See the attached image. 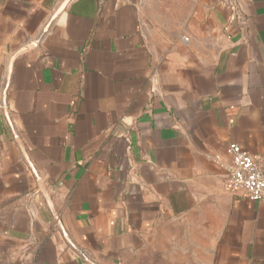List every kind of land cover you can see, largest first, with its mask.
I'll list each match as a JSON object with an SVG mask.
<instances>
[{
    "label": "crops",
    "instance_id": "crops-1",
    "mask_svg": "<svg viewBox=\"0 0 264 264\" xmlns=\"http://www.w3.org/2000/svg\"><path fill=\"white\" fill-rule=\"evenodd\" d=\"M173 2L0 0V264H264L212 159L264 155V0Z\"/></svg>",
    "mask_w": 264,
    "mask_h": 264
},
{
    "label": "built area",
    "instance_id": "built-area-1",
    "mask_svg": "<svg viewBox=\"0 0 264 264\" xmlns=\"http://www.w3.org/2000/svg\"><path fill=\"white\" fill-rule=\"evenodd\" d=\"M226 159L216 155L212 159L225 169L228 190L243 198L264 203V155H255L232 143L225 151Z\"/></svg>",
    "mask_w": 264,
    "mask_h": 264
},
{
    "label": "rangeland",
    "instance_id": "rangeland-1",
    "mask_svg": "<svg viewBox=\"0 0 264 264\" xmlns=\"http://www.w3.org/2000/svg\"><path fill=\"white\" fill-rule=\"evenodd\" d=\"M151 2L155 7H172L174 5L173 0H151ZM156 15L163 23L174 17L162 13ZM168 231L172 233L173 226H169ZM196 250L194 240L182 239L180 248L177 244L173 245V240L169 242L166 240L167 253H164L160 251L156 244V238H154L148 252L136 258L130 264H204L203 257L197 255Z\"/></svg>",
    "mask_w": 264,
    "mask_h": 264
},
{
    "label": "water",
    "instance_id": "water-1",
    "mask_svg": "<svg viewBox=\"0 0 264 264\" xmlns=\"http://www.w3.org/2000/svg\"><path fill=\"white\" fill-rule=\"evenodd\" d=\"M18 140V139H17ZM42 182H40V186H41V190L43 191V193H44V195L46 196V198H47V192H46V190H44V188H43V186H42ZM50 206V208H51V210L53 211V214H54V217L56 218V220H57V222H58V224L61 226V222H60V220H59V217H58V215L54 212V210L52 209V206L51 205H49ZM61 228H62V226H61Z\"/></svg>",
    "mask_w": 264,
    "mask_h": 264
}]
</instances>
